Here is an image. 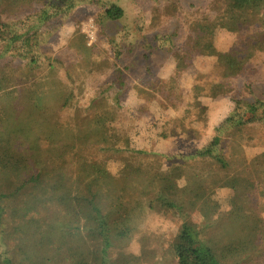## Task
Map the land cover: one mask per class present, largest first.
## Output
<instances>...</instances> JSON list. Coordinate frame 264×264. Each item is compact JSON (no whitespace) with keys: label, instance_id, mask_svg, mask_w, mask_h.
<instances>
[{"label":"trees","instance_id":"obj_1","mask_svg":"<svg viewBox=\"0 0 264 264\" xmlns=\"http://www.w3.org/2000/svg\"><path fill=\"white\" fill-rule=\"evenodd\" d=\"M182 1H155L152 23L166 27L175 19L178 24L171 25L173 32L164 30L149 41L141 37L144 61L167 53L161 73L146 91L159 95L173 110L201 107L195 85L203 88L204 80L239 79V89L248 92L247 96L233 99V109L216 128V135L200 147L174 155L133 149L131 130L122 126L119 99L125 88V70L130 69L120 65L136 44L130 31L114 25L122 23L123 8L116 4L103 8L96 18L98 37L114 51L113 62H97L93 55L97 43L88 45L79 32L70 45L80 56L78 65L89 68L88 72L104 66L103 73L114 75L112 82L105 89L98 83L85 95L73 80L66 91L55 89L58 84L53 80L49 98V76L42 77L22 98L25 111L18 129L0 130V175L8 184L11 177L21 178L17 195L9 192L11 198L4 201L7 195L0 192V264H142L141 256L115 255L114 248L137 228L140 216L152 209L169 213L181 223L171 246L176 264H260L264 259V96L255 93L263 89L258 78L264 76V60H259L260 53L264 58V32L259 30L264 22V0H197L187 6ZM95 2L0 0V46L24 64L28 76L45 61L50 63L49 75L54 74L53 63L60 61L45 50L54 29L76 6ZM33 3L39 5L37 11L19 15ZM239 21H251L257 28L250 34L228 26ZM45 25L47 29L41 32ZM224 28L240 39L223 43ZM246 41L248 49L243 46ZM193 46L210 49L212 66L209 73L198 72L194 88L186 89L181 81L194 65L189 55ZM11 85V77L1 70L0 92ZM76 89L81 95L78 100ZM112 90H116L113 97ZM50 99L62 104L59 111L50 107ZM64 113L68 118L63 121ZM17 131L24 139L19 146L29 141L27 149L16 144ZM239 134L253 136L257 143L249 146ZM44 142L47 146L42 147ZM117 146L129 150L116 158L121 163L114 173L95 153ZM223 187H229L234 196L222 213L228 244L217 253L216 244L199 237L193 221L197 214L215 215L209 199Z\"/></svg>","mask_w":264,"mask_h":264},{"label":"rangeland","instance_id":"obj_2","mask_svg":"<svg viewBox=\"0 0 264 264\" xmlns=\"http://www.w3.org/2000/svg\"><path fill=\"white\" fill-rule=\"evenodd\" d=\"M155 1L98 0L94 4H82L73 8L67 16L62 18L59 25L56 26L49 38L48 45H46L45 50L53 58H57L58 61H62L61 63H63H53V66L57 70L51 75H49L50 63L45 61L41 68L28 76L27 70L24 71V64L19 59L11 58L9 51L0 46V54L2 53L0 56V71L2 70L4 73L9 74L12 79L11 87L5 88L0 92V119L3 121L0 120V130L5 131L12 127L18 129L21 118L24 117L23 112L25 111L22 98L28 92V87L33 83H37L42 77L49 76V98H51L52 88L50 87H52L53 80L58 84V87H55V89L58 88L63 91L70 88L73 80L74 86L82 88L85 91L83 92L85 95H88L87 91L97 86L98 83L105 89L112 82L114 79L112 72L103 73L106 67L101 66L98 69L95 67L93 71L88 72L89 68L78 65L77 61L80 56L71 48L70 43L79 32L86 37L88 45L97 43L93 53L97 62H113L114 51L112 52L106 40L98 37L96 18L103 8L116 4L123 8L125 17L121 21L122 23H115L114 25L119 29L124 27L125 30L130 31L136 44L134 51L129 56L125 55L123 64L120 65L121 69L127 65L130 66V69L125 70V88L119 99L123 106L121 111L123 112L121 119L122 126L131 130L133 149L149 150L160 155H174L186 153L192 148L200 147L211 140L216 135V128L232 111L234 105L233 99L247 96L248 92H242L239 89L241 85V80L239 79H214L212 83H207L204 80L203 83H206V85H202L204 87L201 89L195 85V90L201 94L203 103L198 109L180 107L177 110H173L159 95L155 96L150 91L152 95L150 97L151 95L146 89L152 84L154 78L161 73V69L166 63L165 55L167 53L161 52L155 54L150 59L144 61L142 58L143 50L139 46L142 41L141 37L146 36L149 41L153 35L162 34L164 30L173 32L174 28L171 25H174V22L178 24L175 19H170L166 27L165 23H152L153 8L156 5ZM195 1L197 0H183L182 2L184 6H187V4L194 3ZM37 8H39L37 3L26 5L20 10L19 15L32 13L37 11ZM10 18H12V15ZM163 19H160V21ZM31 25H36V23L32 22ZM228 26L235 29L238 28L241 30V33L250 34L257 28L251 21L231 22L228 23ZM46 29L45 25L42 27L41 32H44ZM259 30L264 32V22ZM241 33L239 34L241 35ZM220 39L223 43L230 44L233 41L237 42L240 36L230 32V29L224 28ZM154 43L158 42L155 41ZM243 46L244 49L250 48L248 41L244 42ZM210 54V49L202 46H193L189 49V55L193 58L194 65L183 74L184 76L181 81L183 87L190 89L193 86V78L198 72L209 73L212 66ZM259 56V60L262 62L264 60L263 54L260 53ZM63 65H66L69 69L65 70L66 68ZM150 67L152 68L151 71L147 72L146 68ZM258 80V85L264 89V76H259ZM263 89H256V95L264 96ZM76 91V100H78L81 95L78 89ZM115 91H111L112 97ZM50 100V107L56 108L59 111L62 104L57 99ZM68 112L70 117L73 114V109H69ZM61 115V112L60 115H55L53 125L56 124V120ZM67 118L68 116L65 114L61 120L64 121ZM64 128H66V124H64ZM18 132L17 136H19V139L16 144L21 149H27L29 141L25 146H19L20 142L24 139L22 134ZM238 138L249 146L257 143L254 142L253 136L248 138V134H239ZM260 145L257 148L261 147ZM44 146H47L46 142L42 145V147ZM108 148L110 151L99 149L97 153H94L97 159H102L108 166L111 165V169L115 173L118 171L117 163H121L116 158L120 156L121 152L125 154L129 149L122 146ZM163 163H165V159ZM24 176L22 175V177ZM10 179L11 183L8 184L6 177L3 178L0 175V192L7 195L4 201L11 198V194H8L9 192L13 191V196L17 195L16 189L21 184V178L16 180L11 177ZM19 182L20 184L18 185ZM233 196L234 192L229 187L221 188L212 196L211 201L209 199V205L211 203V207H214L215 215L211 218H204L197 214V217L193 221L197 224L196 229L199 237L209 244L214 243L213 246L216 244L214 248L217 253L220 247L228 244L229 237L226 235L227 232L223 226L225 221L222 218V213L229 209V200ZM210 224H212L211 227ZM180 231L181 223L176 217L158 209L146 210L138 219L137 228L132 234L123 242H116L114 253L117 255L120 252H124L126 254H133L134 256H141L142 264H176V260L171 252V246ZM13 243L12 240L10 244L14 245ZM2 252L3 249L0 248V254ZM260 261V264H264L263 258Z\"/></svg>","mask_w":264,"mask_h":264}]
</instances>
